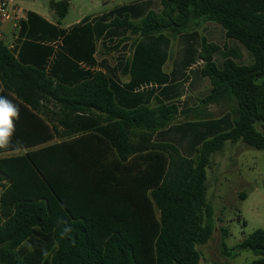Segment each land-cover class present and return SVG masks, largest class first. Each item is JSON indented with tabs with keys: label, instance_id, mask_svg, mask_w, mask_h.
Listing matches in <instances>:
<instances>
[{
	"label": "trees",
	"instance_id": "trees-1",
	"mask_svg": "<svg viewBox=\"0 0 264 264\" xmlns=\"http://www.w3.org/2000/svg\"><path fill=\"white\" fill-rule=\"evenodd\" d=\"M157 2L159 13L142 0L63 29L69 0L52 1L56 24L28 11L14 44L0 40V95L20 109L0 154L25 150L0 157V264H199L214 229L211 156L226 142L264 150V0ZM197 20L221 26L252 63L236 51L218 68V48L186 31ZM165 31L183 45L169 74ZM132 36L129 58L95 60L97 41L125 50ZM199 78L210 89L192 108ZM230 103L220 118L205 111ZM222 247L264 264V230Z\"/></svg>",
	"mask_w": 264,
	"mask_h": 264
},
{
	"label": "rangeland",
	"instance_id": "rangeland-1",
	"mask_svg": "<svg viewBox=\"0 0 264 264\" xmlns=\"http://www.w3.org/2000/svg\"><path fill=\"white\" fill-rule=\"evenodd\" d=\"M52 1L56 3L63 0H18V6L24 14L27 11L36 12L55 23L57 14L51 7ZM140 1L142 0H69L68 12L61 20L60 26L62 28L76 26L86 17L99 18L117 8ZM155 1L157 0H153L150 10L159 13L160 5L158 2L155 5ZM2 30L9 35L11 31L9 23L4 25ZM186 31L195 33L194 44L196 42L200 44V40L203 38L207 44L218 48L216 52L212 53V60L218 68H221L226 56L237 55L238 50L245 51L250 57V63L244 62V65L252 63L249 53L234 40H230L229 51L222 50L228 44L223 28L215 23L197 20L192 22ZM164 33L170 37L166 59V65L169 67L175 60L173 52L177 36L169 31ZM135 38L136 36H132L125 43V50L122 48L123 44L116 46L118 40L111 43L108 49L99 44V53H104L109 63H114L120 56H123L124 59L129 58L132 52L130 45ZM210 40L213 42H209ZM172 45L173 47H171ZM201 65H204L203 61ZM233 105L234 103L211 106L210 113L212 116H220ZM182 120L183 117L180 116L175 122ZM57 141L54 139L52 143ZM22 153L23 151L1 153L0 157ZM206 202L213 214L214 229L209 241L204 245L197 246L200 255L199 264H249L255 260L257 257L249 251H243L234 257L226 256L223 252L222 242L227 248H231L254 230H264V150L251 148L243 142H226L221 151L211 156L206 174Z\"/></svg>",
	"mask_w": 264,
	"mask_h": 264
},
{
	"label": "crops",
	"instance_id": "crops-1",
	"mask_svg": "<svg viewBox=\"0 0 264 264\" xmlns=\"http://www.w3.org/2000/svg\"><path fill=\"white\" fill-rule=\"evenodd\" d=\"M28 12V11H27ZM36 13V12H35ZM26 14V13H25ZM40 17H42L43 19H45V20H47L48 22H50V23H52V24H56V20H55V23L54 22H51V21H49L48 19H46V17L45 16H43V15H41V14H39V13H37ZM9 23V25H10V28H11V31L9 32V35L8 34H6L3 30H2V27L4 26V25H6V24H8ZM58 27H60V28H62L61 26H60V23H59V25H58ZM70 27H72V26H70ZM70 27H68V28H63V29H69ZM17 30H18V27L17 26H15V23H14V21H12V20H7V21H0V40H3L4 42H5V44L8 46V47H11L13 44H14V42H15V39H16V34H17ZM165 34V33H164ZM7 35L9 36V38L7 37ZM225 35V34H224ZM165 36L167 37V38H170V37H168V35H166L165 34ZM176 42H175V44H174V52H173V56H174V59L176 60L177 58H178V56H179V52H180V50L182 49V44H180V42H179V38H178V36L176 37ZM207 39H208V37H207ZM209 42H213V40H210ZM226 42H227V47L225 48V49H222V50H225V51H229V49H230V47H231V45H230V40L229 39H226ZM99 44L101 45L102 44V41L101 40H99V41H97L96 42V51H95V54H94V58H95V60L96 61H100V60H103V59H106L107 60V58L105 57V54L104 53H99ZM103 45V44H102ZM105 47H106V49H108L109 48V46H110V43H108V42H106V45H104ZM170 46V45H169ZM171 47H173V45L171 46ZM221 50V51H222ZM132 53V52H131ZM238 58H237V62H239V63H244V62H246L247 64L248 63H250V57L245 53V51H241V50H238ZM174 60V61H175ZM167 61V60H166ZM166 61H165V63L163 64V66H162V68H161V71H162V73H164V74H169L171 71H172V69H173V64H174V61L171 63V65L169 66V67H167L168 65H166ZM201 60L199 59L198 60V62H196V65H198V66H202L201 65ZM109 63V62H108ZM111 66H113V65H115L116 64V60H115V62L114 63H109ZM95 69H97V68H95ZM119 78H120V80H121V82L122 83H128L129 81H130V75L129 74H119ZM209 89H210V83H209V80L207 79V78H199V79H195V81H194V88H192L191 89V91H189L188 92V95L189 96H191L192 98H194L195 99V103L194 104H192V108H194V107H196L197 105H196V103H197V100H199V99H201L202 97H204L207 93H208V91H209ZM183 99H184V96L183 97H181L180 98V101L181 102H183ZM211 106H214V105H209L206 109H205V111L207 112V113H209V114H211L210 113V111H211V109H209ZM191 107V106H190ZM182 108V106H180V108L179 109H181ZM225 113V112H224ZM223 113V114H224ZM223 114H221L220 116H213L214 118H220ZM53 141V140H52ZM52 141H50V142H48V143H46L45 145H48L49 143H51L52 144ZM18 151H25V150H18ZM15 152H17V151H15Z\"/></svg>",
	"mask_w": 264,
	"mask_h": 264
},
{
	"label": "clouds",
	"instance_id": "clouds-1",
	"mask_svg": "<svg viewBox=\"0 0 264 264\" xmlns=\"http://www.w3.org/2000/svg\"><path fill=\"white\" fill-rule=\"evenodd\" d=\"M20 109L13 101L6 96L0 95V149L7 150L13 145V137L16 131V121L19 120ZM70 226L63 228L61 238L70 234ZM42 255H47L45 249H41Z\"/></svg>",
	"mask_w": 264,
	"mask_h": 264
},
{
	"label": "built area",
	"instance_id": "built-area-1",
	"mask_svg": "<svg viewBox=\"0 0 264 264\" xmlns=\"http://www.w3.org/2000/svg\"><path fill=\"white\" fill-rule=\"evenodd\" d=\"M26 18L18 6V0H0V21L12 20L15 26Z\"/></svg>",
	"mask_w": 264,
	"mask_h": 264
}]
</instances>
